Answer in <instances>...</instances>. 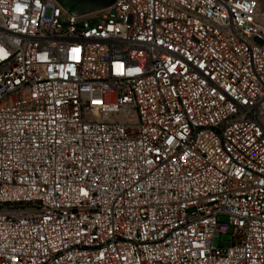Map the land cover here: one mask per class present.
Returning <instances> with one entry per match:
<instances>
[{
	"label": "built area",
	"instance_id": "built-area-1",
	"mask_svg": "<svg viewBox=\"0 0 264 264\" xmlns=\"http://www.w3.org/2000/svg\"><path fill=\"white\" fill-rule=\"evenodd\" d=\"M0 264H264L254 0H0Z\"/></svg>",
	"mask_w": 264,
	"mask_h": 264
},
{
	"label": "water",
	"instance_id": "water-1",
	"mask_svg": "<svg viewBox=\"0 0 264 264\" xmlns=\"http://www.w3.org/2000/svg\"><path fill=\"white\" fill-rule=\"evenodd\" d=\"M74 16H83L110 7L114 0H56Z\"/></svg>",
	"mask_w": 264,
	"mask_h": 264
},
{
	"label": "rangeland",
	"instance_id": "rangeland-1",
	"mask_svg": "<svg viewBox=\"0 0 264 264\" xmlns=\"http://www.w3.org/2000/svg\"><path fill=\"white\" fill-rule=\"evenodd\" d=\"M256 4L258 5L259 9L264 12V0H254ZM227 236L223 237H216L214 240V244L218 246L219 244L226 245L227 244Z\"/></svg>",
	"mask_w": 264,
	"mask_h": 264
}]
</instances>
